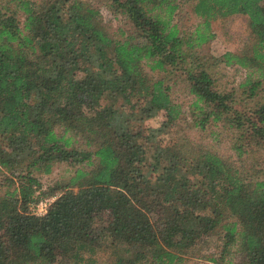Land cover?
I'll list each match as a JSON object with an SVG mask.
<instances>
[{"label": "trees", "instance_id": "16d2710c", "mask_svg": "<svg viewBox=\"0 0 264 264\" xmlns=\"http://www.w3.org/2000/svg\"><path fill=\"white\" fill-rule=\"evenodd\" d=\"M105 1L122 39L88 0H0V264H264V0H194L188 33L177 0ZM235 14L245 40L213 58L243 71L225 90L198 48ZM170 76L227 153L162 140L183 118Z\"/></svg>", "mask_w": 264, "mask_h": 264}, {"label": "rangeland", "instance_id": "374dc122", "mask_svg": "<svg viewBox=\"0 0 264 264\" xmlns=\"http://www.w3.org/2000/svg\"><path fill=\"white\" fill-rule=\"evenodd\" d=\"M89 3L99 10V16L102 19L106 27V31L110 37L113 39H122L129 31L130 24L118 12H114L111 8L108 7L107 1L105 0H88ZM179 3V7L176 14V24L179 30L184 33H188L193 25L198 21V18L192 12V4L194 0H177ZM210 28L214 34V36L202 44L198 51L201 54H205L208 56V62L213 61V69L215 75L217 77V82L220 88H224L225 90H229L232 86L235 85V82L242 76V69H238L237 66H226L221 62H215L213 58L218 57L225 50H234L238 48L242 42L245 40L247 33V24H246V16L243 14H235L225 17H218L210 21ZM211 56V57H209ZM143 70L148 73L150 77L157 78L161 75V72H156L153 70H149L147 66H143ZM168 84L170 85V89L172 90V97L179 102L182 109L183 118L176 122L173 132L171 135L161 136L162 140H167L171 138H177L180 136H186L191 141H198L215 144L218 151L227 153V134L214 126H212V130L216 133V140L212 138L209 132V136L207 132L199 131V129L190 125L191 122L188 120V105L190 103V95L187 94L186 88L184 86V81L180 79V77L170 76L168 80ZM159 114H156L152 117L147 118L144 121V124L150 127H157L159 125ZM175 140V139H174ZM263 163L261 164V166ZM68 175V171L65 169L63 165L54 166L50 174L44 175L41 178V182L51 181L53 178L65 177ZM217 245V241L215 239V235L211 236L209 239V249L207 252H211L215 250V246ZM194 264H207L202 259H191ZM196 262V263H195ZM107 264L105 261L103 262ZM190 264V262H188Z\"/></svg>", "mask_w": 264, "mask_h": 264}, {"label": "built area", "instance_id": "2783aa9c", "mask_svg": "<svg viewBox=\"0 0 264 264\" xmlns=\"http://www.w3.org/2000/svg\"><path fill=\"white\" fill-rule=\"evenodd\" d=\"M49 201H50V199H48V198L40 200L34 207L31 208V210L35 213H42L44 211L46 204Z\"/></svg>", "mask_w": 264, "mask_h": 264}]
</instances>
